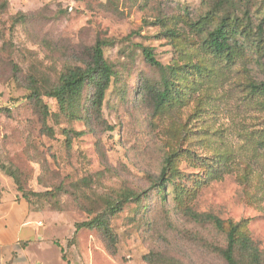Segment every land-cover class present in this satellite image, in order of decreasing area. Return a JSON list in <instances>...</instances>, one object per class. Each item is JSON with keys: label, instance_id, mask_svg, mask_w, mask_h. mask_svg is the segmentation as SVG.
<instances>
[{"label": "rangeland", "instance_id": "obj_1", "mask_svg": "<svg viewBox=\"0 0 264 264\" xmlns=\"http://www.w3.org/2000/svg\"><path fill=\"white\" fill-rule=\"evenodd\" d=\"M213 9L219 17L238 16L252 26L254 34L242 39L243 59L216 73L214 88L208 85L187 106L156 111L150 96L137 93L146 78L160 80L141 44L154 47L168 64L176 51L172 41L157 39L162 28L155 22L180 14L198 20ZM99 39L113 42L105 54L117 70L102 111L92 109L89 116L85 97V117L72 119L43 93L45 118L29 97L32 86L44 92L67 66L84 65ZM250 80H264V0H0L5 188L21 197L26 193L38 217L59 236L71 264H149L151 253L167 257L160 264H226L211 249L225 244V234L191 219L173 192L161 200L154 183L171 146L182 147L179 179L189 187L206 169L195 166L187 149L200 156L227 154L223 177L201 183L189 204L199 213L249 219L252 236L264 247V148L256 142L264 138V96L251 95ZM245 174L250 186L242 181ZM132 191L142 199L128 201L110 219L115 252L97 227L77 231L78 223Z\"/></svg>", "mask_w": 264, "mask_h": 264}, {"label": "trees", "instance_id": "obj_2", "mask_svg": "<svg viewBox=\"0 0 264 264\" xmlns=\"http://www.w3.org/2000/svg\"><path fill=\"white\" fill-rule=\"evenodd\" d=\"M218 11L213 9L198 20H192L180 14V16H164L155 22V24L159 23L162 28V32L155 35L157 39L165 38L172 41L176 51V55L168 64H164L157 58L154 47L141 44L145 61L159 70L160 80L153 82L146 78L137 93L140 97L144 94L150 96L156 111L167 112L187 106L199 91H203L208 85L211 89L214 88L212 80L216 73L230 69L240 59H243L245 50L242 39L254 34L252 26L238 16L219 17ZM181 23L185 24L181 25ZM260 29L262 26L259 31ZM112 43L108 39L97 40L90 49V60L84 62V65L67 66L61 72L58 81L46 91L42 92L38 84L32 86L29 97L37 101L45 118L48 109L42 99L43 93L55 98L61 112L72 119L85 117L83 115L86 108L83 104L85 97H89L90 101L89 116L92 109L95 112L102 111L108 90L117 76L115 65L107 59L105 54V47L111 46ZM247 87L251 95L264 96V80L260 82L250 80ZM256 142L261 146L259 148H264V138H259ZM181 149L180 145L171 146L162 172L154 183L156 195L166 202L173 192L177 205L185 209L191 219L197 223H209L219 232H223L226 236L225 244H212L211 249L226 264H264V247L260 246L252 236L249 219H223L213 213L196 212L189 204L197 196L201 183H208L213 178L223 177L227 170V154L218 151L210 156H200L195 151L187 149L189 159L197 162L195 166L202 170L206 169L204 177L197 180L194 187H189L188 183L185 184L179 179L181 172L177 161L178 157L183 154L180 152ZM247 177L248 175L245 174L242 181L250 186L251 182H244ZM20 188L19 186V191ZM22 195L26 197V193L23 192ZM256 197L255 194H249L251 199H256ZM133 199L140 201L141 194L135 191L124 192L119 198L110 200L106 209L94 218L78 223L77 231L83 227H97L102 232L108 248L112 253L115 252L116 236L110 226V219L121 212L125 204ZM160 260L164 263L168 259L159 253H151L147 256L149 264H160Z\"/></svg>", "mask_w": 264, "mask_h": 264}, {"label": "crops", "instance_id": "obj_3", "mask_svg": "<svg viewBox=\"0 0 264 264\" xmlns=\"http://www.w3.org/2000/svg\"><path fill=\"white\" fill-rule=\"evenodd\" d=\"M38 216L0 174V264H71L59 236Z\"/></svg>", "mask_w": 264, "mask_h": 264}, {"label": "built area", "instance_id": "obj_4", "mask_svg": "<svg viewBox=\"0 0 264 264\" xmlns=\"http://www.w3.org/2000/svg\"><path fill=\"white\" fill-rule=\"evenodd\" d=\"M40 223H42V222H40Z\"/></svg>", "mask_w": 264, "mask_h": 264}]
</instances>
